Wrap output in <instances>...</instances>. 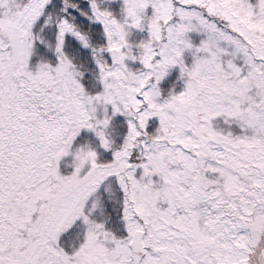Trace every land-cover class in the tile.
<instances>
[{
  "label": "snow or ice",
  "instance_id": "obj_1",
  "mask_svg": "<svg viewBox=\"0 0 264 264\" xmlns=\"http://www.w3.org/2000/svg\"><path fill=\"white\" fill-rule=\"evenodd\" d=\"M0 264H264V0H0Z\"/></svg>",
  "mask_w": 264,
  "mask_h": 264
}]
</instances>
